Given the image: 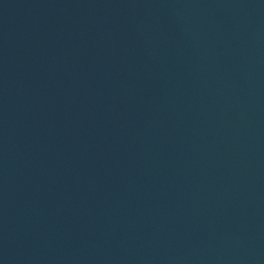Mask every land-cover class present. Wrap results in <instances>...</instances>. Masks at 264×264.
Returning <instances> with one entry per match:
<instances>
[{
    "label": "water",
    "instance_id": "1",
    "mask_svg": "<svg viewBox=\"0 0 264 264\" xmlns=\"http://www.w3.org/2000/svg\"><path fill=\"white\" fill-rule=\"evenodd\" d=\"M0 264H264V0H0Z\"/></svg>",
    "mask_w": 264,
    "mask_h": 264
}]
</instances>
